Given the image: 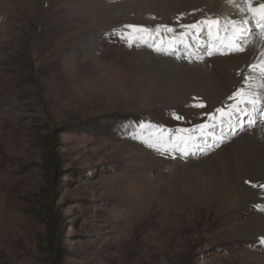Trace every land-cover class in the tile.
Listing matches in <instances>:
<instances>
[{"label":"rangeland","instance_id":"rangeland-1","mask_svg":"<svg viewBox=\"0 0 264 264\" xmlns=\"http://www.w3.org/2000/svg\"><path fill=\"white\" fill-rule=\"evenodd\" d=\"M140 1L0 0V264H264V192L253 173L244 168L247 193L221 212H198L206 198L190 197L198 167L171 178L249 128L187 160L149 148L141 124L190 126L220 105L197 95L155 105L170 73L147 54L189 62L187 52L129 48L113 34L125 24L178 28L236 9L209 0L217 11L177 4L163 16ZM196 102L206 107L189 106Z\"/></svg>","mask_w":264,"mask_h":264},{"label":"snow or ice","instance_id":"snow-or-ice-1","mask_svg":"<svg viewBox=\"0 0 264 264\" xmlns=\"http://www.w3.org/2000/svg\"><path fill=\"white\" fill-rule=\"evenodd\" d=\"M228 3L235 7V15L206 16L193 23H178V28L125 24L119 31L113 30L129 48L147 47L173 55L183 47L190 63L203 62L198 53L189 51L194 47L202 48L207 57L247 53L244 66L236 73L240 77L239 87L226 95L219 107L200 113L202 122L175 128L140 125L141 129L148 128L141 142L162 156L175 159L177 155L181 158L195 155L196 151L206 154L246 128H254L257 123L264 125V2L228 0ZM181 19L183 14L177 21ZM256 41H259L258 48ZM189 106L204 109L206 104L196 102ZM171 118L184 121V117L176 113ZM259 187L264 188V185Z\"/></svg>","mask_w":264,"mask_h":264},{"label":"bare ground","instance_id":"bare-ground-1","mask_svg":"<svg viewBox=\"0 0 264 264\" xmlns=\"http://www.w3.org/2000/svg\"><path fill=\"white\" fill-rule=\"evenodd\" d=\"M211 2L209 0H144L141 5L148 6L144 10L152 12L155 10L164 16L177 10L179 5L183 9L193 12H198L202 8L217 11L218 3ZM134 3H138V1L124 4L125 9L118 12L122 13L124 10L134 7ZM256 46L259 47V41H256ZM246 55L247 53L231 57L216 55L207 57L205 55L203 62L190 63L174 60L175 57L173 56L163 59V57L147 54L157 67L166 68L170 73L169 76L160 80L163 87H156L155 90H159L157 99L152 100V102L157 105L161 103V100H164L165 104L171 102V105L173 101H178L188 95H197L198 97L204 96L214 106L221 105L226 95L237 88L240 81L235 77L236 71L244 66ZM165 88L167 90H162ZM196 167L199 168V171L194 176H198L199 182L201 181L199 183L200 188L197 186L195 190L193 189V194L188 191L187 197L191 194L190 197L197 200L196 202L206 198V202L197 205L198 212L202 208H213L216 212L223 211L225 209L224 201L228 203L233 196L238 198L248 191L241 184L242 178L248 176V172H245L244 168L248 169L250 174L253 173L254 178L264 185V126L256 124L254 128H249V131L239 135L231 145L218 150L215 158L199 161V163L189 162L184 166L179 165L171 178L177 182L180 180V175L184 169L185 172H189ZM224 194L225 197L223 198ZM183 205L184 208L187 207L185 202Z\"/></svg>","mask_w":264,"mask_h":264},{"label":"trees","instance_id":"trees-1","mask_svg":"<svg viewBox=\"0 0 264 264\" xmlns=\"http://www.w3.org/2000/svg\"><path fill=\"white\" fill-rule=\"evenodd\" d=\"M47 223V222H46ZM47 230H48V235H47V243L49 245H52V239L54 238V233H53V227L49 222L47 223Z\"/></svg>","mask_w":264,"mask_h":264}]
</instances>
